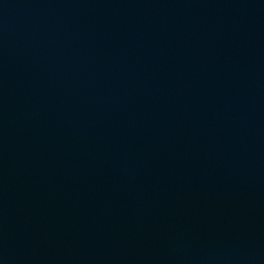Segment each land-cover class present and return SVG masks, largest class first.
I'll return each instance as SVG.
<instances>
[{"label":"water","instance_id":"obj_1","mask_svg":"<svg viewBox=\"0 0 264 264\" xmlns=\"http://www.w3.org/2000/svg\"><path fill=\"white\" fill-rule=\"evenodd\" d=\"M0 264H264V0H0Z\"/></svg>","mask_w":264,"mask_h":264}]
</instances>
